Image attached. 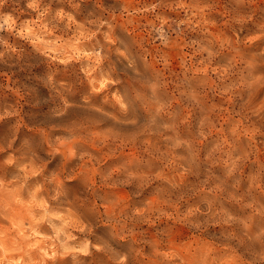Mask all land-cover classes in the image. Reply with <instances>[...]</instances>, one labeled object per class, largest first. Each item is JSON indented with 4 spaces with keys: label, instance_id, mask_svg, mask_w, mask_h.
<instances>
[{
    "label": "rangeland",
    "instance_id": "obj_1",
    "mask_svg": "<svg viewBox=\"0 0 264 264\" xmlns=\"http://www.w3.org/2000/svg\"><path fill=\"white\" fill-rule=\"evenodd\" d=\"M0 264H264V0H0Z\"/></svg>",
    "mask_w": 264,
    "mask_h": 264
}]
</instances>
